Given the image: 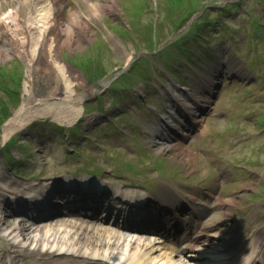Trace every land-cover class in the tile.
<instances>
[{
  "label": "rangeland",
  "instance_id": "1",
  "mask_svg": "<svg viewBox=\"0 0 264 264\" xmlns=\"http://www.w3.org/2000/svg\"><path fill=\"white\" fill-rule=\"evenodd\" d=\"M66 3L72 8L77 1ZM88 3L90 38L61 53L74 69L70 72L74 93L82 98V112L74 123L39 117L5 137L4 126L27 96L26 86L37 97L53 90L60 96L65 88L52 74L38 72L26 85V66L18 54L0 60V114L4 109L9 115L0 121V264H41V258L47 264L55 260L121 264L124 257L111 263L109 258L90 259L82 253L87 241L111 243L114 236L108 232L137 242L145 256L158 260L157 252L164 249L156 239L123 227L112 215L90 219L75 216L76 212L57 215L72 226L64 230L51 223L54 216L31 217L30 210L13 205V196L25 194L35 183L41 185L38 190L52 186L71 193L58 186L59 178L78 184L88 177L91 184L106 187L104 199L110 198L111 204L118 201L110 196L118 186L154 196L172 194L179 206L184 205L179 216L189 211L186 201L191 204L183 195L194 197V211L201 204L213 210L221 199L219 210L225 221L202 236L199 245L206 255L201 259L186 255L187 264H212L211 253L217 249L226 259L219 264H243L249 255L264 264V0H117L113 12L91 11ZM184 16L196 18L195 28L189 17L177 25ZM181 34V42L174 43ZM213 80L219 83L211 101L193 136L181 144L189 152L179 155V139L169 148L156 149L150 135L173 104L171 91L184 98L190 90L206 94L203 87ZM120 206L116 212H129V205ZM3 217H22L32 238L17 235L14 242V236L6 235ZM200 217L196 227L206 218L209 221L210 214ZM42 236L76 240L75 245L83 241V247L80 252L58 251Z\"/></svg>",
  "mask_w": 264,
  "mask_h": 264
},
{
  "label": "bare ground",
  "instance_id": "2",
  "mask_svg": "<svg viewBox=\"0 0 264 264\" xmlns=\"http://www.w3.org/2000/svg\"><path fill=\"white\" fill-rule=\"evenodd\" d=\"M76 1V5L70 8L66 0H17L18 6L15 5V0H0V37L2 39V42H0V60L14 53L18 54L26 66L27 76L29 78L28 80L26 79V85L34 79V73L38 72L44 73L43 76L52 74L58 82L57 84L65 88L64 94L60 96H55L56 93L53 90L48 93V96L37 97L32 89L29 90L26 86L25 90L28 93L27 96H24L22 103L4 126L3 133L5 137L10 135L13 131L23 128L31 120L38 117H51L60 123L71 124L81 115L82 98L75 95L72 87L74 78L73 75L70 76V72H73L74 69L63 61L61 53L65 49L74 50L79 48L81 41L90 38V20L92 15L85 12V3L90 2L88 6L91 11L113 12L117 10V0H104L103 2H94L93 0ZM63 11H66L65 17L62 15ZM213 87V83H207L205 88L207 93H211L214 89ZM171 93V98L174 105L177 107L174 105L169 107L168 113L164 116L165 118H163V123L160 124L163 125L164 128H160L158 125V129L154 130L156 135L153 133L155 137L152 138L153 135L150 136L151 142L156 144V149L169 148L172 144L168 140L172 139L173 136L182 138L187 135L193 136V129L190 128L194 126V123L199 121L195 119L194 115L198 113V108L208 106V102L211 101L208 94L201 95L192 90L187 93L186 99L183 98V100L180 97L179 91L172 90ZM201 100L202 103H200ZM181 105L186 109V113L183 115L180 114V110L178 109ZM185 127H188L187 130ZM177 152L182 156V154L188 153L189 150L184 149L180 144V148ZM82 180L84 181L85 179ZM39 186L41 185L37 183L33 184L30 188L31 190L33 189V192H30L27 197L22 199L25 204L31 203L30 200H32V204H34L33 201H35V205L39 206L35 209L38 214L43 210V204L48 207L53 204L51 207H54V205H59L60 201H62L61 198L55 200L58 196L51 194L50 186L48 189H36ZM119 187L115 189L116 196H122L127 200L136 202V205H140V203H144L148 200L147 197L142 196L143 194L138 196V194H133L131 190H125ZM83 189L82 187V190ZM49 194L50 196L48 198ZM82 194L87 195L86 198L89 199L94 197V194L87 192V190L82 192ZM96 196L101 197L99 194ZM157 196L158 195H156V197ZM162 196L164 197V194H159V198ZM44 198L46 199V203H44ZM51 198L54 199V201L48 203V200ZM167 198L171 199L169 197ZM217 201L218 203L215 202V204H213L215 205L213 206V210H209L211 214L209 221H205L200 230L192 231L185 236L186 238L184 240L178 241L174 245L159 242L158 246L162 247L164 250L157 252L160 255L158 260L155 259V256H145L144 249L142 250L137 242L130 241L129 239H121V237L118 239L119 234L116 235L112 232L107 233L110 234L111 237L114 236L111 243L107 239L101 243L87 241L88 245L82 250V253H86V257L90 259L97 257L109 258L107 262L111 263H116L124 257L121 264H187L188 262L182 258L186 252L191 257L195 256L196 259H201L204 257L203 254L206 255L207 251L202 245H199L198 241L202 236H208L206 232L209 231L210 227L216 224V222L222 221V217H224L219 210L221 205L219 201H221V199ZM152 212L153 210L151 209L147 211L144 209L143 212L137 211V214L144 213L142 216H151ZM215 214H217V216H215ZM3 218L2 223L6 224L8 229L6 235L14 236V242H18V240H16L18 238L17 235L26 236L29 239L32 238V235L29 233L31 228L28 223H25L22 217L12 220L10 217ZM212 218L213 220L215 219V221H213ZM53 219L51 223L62 225V229L64 230L68 228L70 230V227H72L68 224V221H64L63 218H59L57 215H55ZM51 223H47L46 225H51ZM9 224L13 225L9 226ZM34 229L37 230L38 226ZM42 240L49 243V247L58 251L80 252L81 245L83 247V241L80 245H75L77 243L76 240L73 241L68 239L66 241L65 239H58L56 236L52 238L42 236ZM118 246L119 250L117 251ZM156 249L155 247V251ZM107 250H109V252ZM148 250H151V248H148ZM114 251L119 253H114ZM218 251L217 249L211 253L213 259L210 261L212 264H218L217 259L222 256L219 255ZM249 257L252 258V255H249ZM250 258L243 264H249ZM12 259L13 257L11 256V260ZM46 260L41 258V264H47ZM214 261L215 263H213ZM254 261L255 260L251 263ZM63 263H65L64 260H55L50 264ZM99 264L105 263L101 262Z\"/></svg>",
  "mask_w": 264,
  "mask_h": 264
},
{
  "label": "trees",
  "instance_id": "3",
  "mask_svg": "<svg viewBox=\"0 0 264 264\" xmlns=\"http://www.w3.org/2000/svg\"><path fill=\"white\" fill-rule=\"evenodd\" d=\"M7 115H8V112L3 109L0 114V121H2V119H4Z\"/></svg>",
  "mask_w": 264,
  "mask_h": 264
}]
</instances>
